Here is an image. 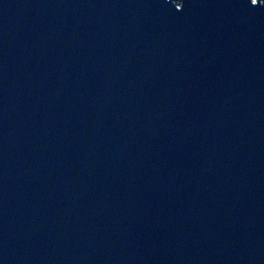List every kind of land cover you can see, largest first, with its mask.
I'll return each instance as SVG.
<instances>
[{"label":"water","instance_id":"obj_1","mask_svg":"<svg viewBox=\"0 0 264 264\" xmlns=\"http://www.w3.org/2000/svg\"><path fill=\"white\" fill-rule=\"evenodd\" d=\"M0 264H264V0H0Z\"/></svg>","mask_w":264,"mask_h":264},{"label":"snow or ice","instance_id":"obj_2","mask_svg":"<svg viewBox=\"0 0 264 264\" xmlns=\"http://www.w3.org/2000/svg\"><path fill=\"white\" fill-rule=\"evenodd\" d=\"M254 2L256 3V0H254Z\"/></svg>","mask_w":264,"mask_h":264}]
</instances>
